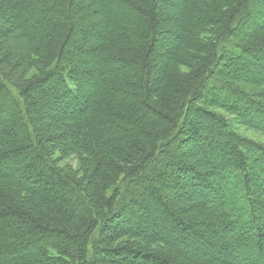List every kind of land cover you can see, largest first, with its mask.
<instances>
[{
    "label": "trees",
    "instance_id": "trees-1",
    "mask_svg": "<svg viewBox=\"0 0 264 264\" xmlns=\"http://www.w3.org/2000/svg\"><path fill=\"white\" fill-rule=\"evenodd\" d=\"M264 0H0V264H264Z\"/></svg>",
    "mask_w": 264,
    "mask_h": 264
},
{
    "label": "rangeland",
    "instance_id": "rangeland-1",
    "mask_svg": "<svg viewBox=\"0 0 264 264\" xmlns=\"http://www.w3.org/2000/svg\"><path fill=\"white\" fill-rule=\"evenodd\" d=\"M235 125H236L235 128L239 131L241 135L247 136L248 138L264 143L263 134L247 129V128H244V127H241V126H238L236 123Z\"/></svg>",
    "mask_w": 264,
    "mask_h": 264
}]
</instances>
